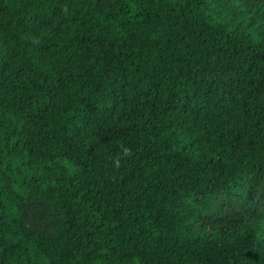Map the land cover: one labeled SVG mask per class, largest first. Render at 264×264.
<instances>
[{
    "label": "trees",
    "instance_id": "obj_1",
    "mask_svg": "<svg viewBox=\"0 0 264 264\" xmlns=\"http://www.w3.org/2000/svg\"><path fill=\"white\" fill-rule=\"evenodd\" d=\"M0 264H264V0H0Z\"/></svg>",
    "mask_w": 264,
    "mask_h": 264
},
{
    "label": "clouds",
    "instance_id": "obj_2",
    "mask_svg": "<svg viewBox=\"0 0 264 264\" xmlns=\"http://www.w3.org/2000/svg\"><path fill=\"white\" fill-rule=\"evenodd\" d=\"M130 150H128V149H125V152L127 153V152H129Z\"/></svg>",
    "mask_w": 264,
    "mask_h": 264
}]
</instances>
